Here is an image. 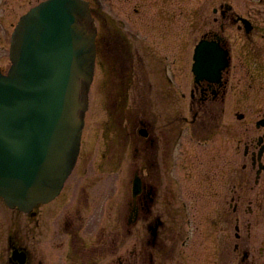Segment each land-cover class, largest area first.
Listing matches in <instances>:
<instances>
[{"label":"flooded vegetation","instance_id":"af4514ba","mask_svg":"<svg viewBox=\"0 0 264 264\" xmlns=\"http://www.w3.org/2000/svg\"><path fill=\"white\" fill-rule=\"evenodd\" d=\"M220 8L214 9L221 15L220 31L209 30L194 44L191 70L201 40L217 41L231 52L224 37L227 24L244 29L233 8ZM94 15L97 70L111 75V136L104 138L103 167L93 170L110 168L120 142L130 181L110 185L100 181V174L89 181L91 156L85 153L93 142L88 141L84 165L60 196L26 214L29 244L20 236L24 213L13 209L18 215H12L5 206L0 211V264H264V117L250 118L257 100L251 95L262 94L264 86L250 94L256 73L242 72L245 65L262 75L264 63L250 57L240 69L232 56L221 78L210 75L213 80H198L192 70L188 92H183L180 60L176 56L167 67L168 57L160 53L166 47L160 50L159 42L150 40L149 23L107 22L100 7ZM142 35L148 38L134 43L132 38ZM167 73L168 87L159 85L156 78ZM134 90L137 95L131 97ZM186 93L190 102L182 104ZM149 94L162 106L161 117ZM182 106L189 118L182 117ZM185 138L192 142L186 150ZM129 145L133 154L126 158ZM172 157L179 182L169 180ZM182 170L194 182L182 184ZM167 191L174 198L167 199ZM7 227L4 250L1 232ZM118 227L126 241L117 247Z\"/></svg>","mask_w":264,"mask_h":264},{"label":"water","instance_id":"95a60500","mask_svg":"<svg viewBox=\"0 0 264 264\" xmlns=\"http://www.w3.org/2000/svg\"><path fill=\"white\" fill-rule=\"evenodd\" d=\"M89 2L48 0L24 15L0 71V196L30 211L53 199L80 149L94 78Z\"/></svg>","mask_w":264,"mask_h":264},{"label":"rangeland","instance_id":"374dc122","mask_svg":"<svg viewBox=\"0 0 264 264\" xmlns=\"http://www.w3.org/2000/svg\"><path fill=\"white\" fill-rule=\"evenodd\" d=\"M44 0H0V68L5 71L9 70L11 65L9 58L10 42L12 32L17 25L20 17L27 13L32 7L37 5L39 2ZM94 9L100 7L104 9L105 16L107 17V22H125V23H149V38L155 41V44L159 42V47H166V53L160 52L166 55L167 67H170L173 59L177 58L180 60L181 66V86L183 92L185 90L188 92L189 80L191 78V53L193 51L194 44L202 38V34L209 30L220 31V23H222L220 12L215 13L214 9H221L220 6L226 3L233 5V12L239 14L242 17L248 18L254 25V30H252L248 35H246L244 29L239 30L237 24H227L224 31V37L226 36L230 47L233 52V57L238 68L241 69L242 61H249L251 59L262 61L264 63V0H89ZM98 6V7H97ZM217 18V21L215 20ZM125 29V28H124ZM148 37L142 35L136 38H132L134 43L140 44V40L143 42ZM153 38V39H152ZM138 40V42H137ZM154 47V45H152ZM157 46V44H156ZM155 46V47H156ZM161 50V47H160ZM175 54V56H173ZM177 56V57H176ZM181 56V57H180ZM245 57V58H244ZM247 58V59H246ZM176 60V59H175ZM173 64V62H172ZM248 66V63H247ZM248 71H251L250 73ZM242 72L246 75L255 74V79L251 80L253 89L250 94L258 89V86H264V74H260L257 68L245 67L242 68ZM241 76V71L238 74ZM156 78V77H155ZM159 85H165L168 87L170 83L169 75H160L156 78ZM108 83V85H107ZM110 87H111V75L102 72L101 68L97 70V77L95 83L91 89L90 101H91V112L88 114V126L86 130L85 143L88 141L93 142L91 149L86 150L85 157L89 158L91 156V169L89 170L87 176H90V180H94L95 176L101 175V182L112 183H123L127 184L130 178L125 176L124 165L127 166V161L122 160L123 147L117 143L118 148V159L115 156L109 160L112 164L109 167H104L101 172H96L93 170L94 163L97 158L101 156L104 152V138L107 139L111 136L108 128L110 127L109 116L107 110L110 109ZM235 88L239 89V85ZM251 95V98L256 100V105L253 106L252 111H250V118H263L264 117V90L262 94ZM137 95V92L131 91L130 95ZM150 98L154 99V105L156 108V115L161 117L162 106L159 105L157 97L155 95H148ZM162 97V95H161ZM171 97H173L171 93ZM231 98V97H230ZM169 102V101H168ZM190 102L189 94L182 95L181 103L187 104ZM170 103V102H169ZM171 104V103H170ZM260 104V105H259ZM170 107L166 106L165 115L168 117L170 114ZM259 108V110H257ZM183 116H189L187 110L182 106ZM246 111V110H245ZM159 112V113H158ZM249 113L248 111H246ZM98 137L96 143L93 140L94 136ZM92 138V139H91ZM184 144V150L187 149L191 143H187V139L182 140ZM100 147V148H97ZM96 150V151H95ZM132 147L128 146V153L125 157L132 156ZM95 152V154H93ZM125 152V150H124ZM92 153V154H91ZM121 155V156H120ZM84 157V154H83ZM121 157V158H120ZM184 158V157H183ZM174 161V158L172 159ZM129 161V159H128ZM99 162V160L97 161ZM96 162V165H97ZM171 167L173 166L172 163ZM112 167L115 169L113 173L110 174V169ZM184 172V171H183ZM176 173H171L169 180L175 177ZM86 176V177H87ZM177 176V175H176ZM183 182L192 183L194 179H191L189 175L183 174ZM99 181V182H100ZM189 197V196H188ZM166 198H174L173 192L167 191ZM6 206L3 201L0 200V211H4L3 208ZM6 209H8L6 207ZM10 214L18 215L16 212L8 209ZM1 214V213H0ZM9 214V215H10ZM22 217L26 222L23 224V231L20 232V236L29 244L30 241V230H29V216L22 214ZM108 223V222H106ZM117 223V222H115ZM5 226V222L1 224ZM106 224H103V226ZM115 226L110 225V229H114ZM10 227L3 228L2 233V245L1 248L7 250L6 238L9 234ZM118 230L116 243L117 247L122 245L126 240L124 233H121L120 228ZM103 233V231H102ZM29 239V240H28ZM114 244V245H115ZM30 246V245H27ZM123 250V249H122Z\"/></svg>","mask_w":264,"mask_h":264}]
</instances>
